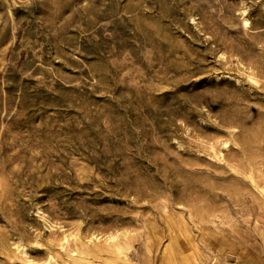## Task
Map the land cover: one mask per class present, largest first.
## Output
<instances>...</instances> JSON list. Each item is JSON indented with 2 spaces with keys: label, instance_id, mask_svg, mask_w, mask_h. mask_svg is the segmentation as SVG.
<instances>
[{
  "label": "rangeland",
  "instance_id": "obj_1",
  "mask_svg": "<svg viewBox=\"0 0 264 264\" xmlns=\"http://www.w3.org/2000/svg\"><path fill=\"white\" fill-rule=\"evenodd\" d=\"M262 187L264 0H0V264H264Z\"/></svg>",
  "mask_w": 264,
  "mask_h": 264
},
{
  "label": "bare ground",
  "instance_id": "obj_2",
  "mask_svg": "<svg viewBox=\"0 0 264 264\" xmlns=\"http://www.w3.org/2000/svg\"><path fill=\"white\" fill-rule=\"evenodd\" d=\"M249 22V16H246L245 18H244V23L245 24H247ZM227 139L226 140H223V143L225 144V143H227ZM231 148V147H230ZM218 158L219 159H221L222 157H221V155L219 154L218 155ZM235 170L238 172V169H236L235 168ZM248 177L253 181V178H252V174L251 173H249L248 174ZM235 178H236V180L239 182V183H241V184H244V185H247V182L243 179V178H241L240 176H235ZM261 192L263 193V195H264V188L262 187L261 188ZM216 225V227L218 226L217 224H215ZM117 248H118V250L120 251V252H123L122 251V246H121V244H119L118 246H117ZM180 247H179V243H178V241H177V239L175 238V237H173V239H172V241L170 242V249L171 250H178Z\"/></svg>",
  "mask_w": 264,
  "mask_h": 264
}]
</instances>
